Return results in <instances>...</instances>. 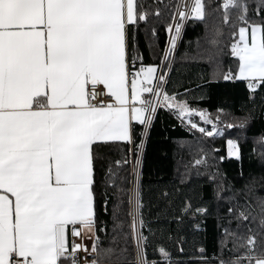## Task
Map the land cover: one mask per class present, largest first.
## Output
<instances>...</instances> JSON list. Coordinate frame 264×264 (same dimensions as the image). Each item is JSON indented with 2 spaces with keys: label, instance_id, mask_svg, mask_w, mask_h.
<instances>
[{
  "label": "snow or ice",
  "instance_id": "6c2138e0",
  "mask_svg": "<svg viewBox=\"0 0 264 264\" xmlns=\"http://www.w3.org/2000/svg\"><path fill=\"white\" fill-rule=\"evenodd\" d=\"M211 8L210 0H192L190 6L177 0L160 63L145 64L137 31L161 11L146 7L145 0H0V264H108L114 252L104 245L109 223L111 243L119 237L134 245L135 264H183L162 244L153 248L160 259L148 258L156 231L144 218L140 166L160 109L189 131L223 134L219 125L227 109L218 108L213 119L208 110L189 103L191 90H169L173 53L187 20L205 22L209 47L200 58L214 65L210 82L239 79L249 101L257 91L264 100V0H219L214 11L229 28L227 39L220 25L208 28ZM225 49L236 58L235 69H225ZM101 93L109 99L98 100ZM115 142L129 145V155L110 159ZM227 143L229 157L238 159V142ZM197 151L201 155L193 165H206L208 153L202 147ZM129 164L134 183L126 190L117 179ZM217 175L209 176L214 196L227 202V225L233 219L237 224L235 229L220 226L219 255L209 257L201 246L197 259L200 264H264V197H258L256 212L233 203L235 195L221 196ZM110 188L128 192L127 210L119 195L109 209ZM207 214L206 206L193 207L185 199L175 220ZM225 251L240 254L224 259Z\"/></svg>",
  "mask_w": 264,
  "mask_h": 264
},
{
  "label": "trees",
  "instance_id": "16d2710c",
  "mask_svg": "<svg viewBox=\"0 0 264 264\" xmlns=\"http://www.w3.org/2000/svg\"><path fill=\"white\" fill-rule=\"evenodd\" d=\"M210 2L212 8L209 10L207 26L211 29L213 25H220L227 39L229 28L222 24L220 14L214 11L219 0ZM176 3L177 0H163L162 3L145 0L146 7L151 5L153 9L159 7L161 10L158 17L150 16L148 23H142L137 31L138 47L143 53L145 64L160 63L169 37L167 25L172 22V12ZM153 28L155 35L152 32ZM208 47L205 22L191 18L187 20L173 54L169 90L181 94L185 89L191 90L189 103L194 107L208 110L213 119L218 108L227 109L228 114L221 115L219 125L223 128V134L214 133L209 137L198 130L189 131L188 126L182 125L175 115L164 109L158 110L149 130L140 166L144 218L156 231V236L150 237L152 244L148 247L149 259H160L159 253H153V248L157 244L166 247L173 257H179L183 264H200L197 257L201 246L206 249L207 256L211 257L213 253L219 255L218 240L222 236L220 226L235 229L237 221L233 219L231 225H227L229 219L226 216L227 202L223 199L217 200L214 196V185L209 176L217 171L219 173L217 183L222 182L224 188L222 197L235 195L233 203L251 206L253 212L258 211V197H264V142H261V138H264V100H261V93L257 91L255 101H249L248 90L242 80L210 82L214 65L207 59L200 58L205 55L204 50ZM222 59L225 69L228 66L235 69L237 60L228 54L227 49ZM249 114L251 118L246 119ZM242 122L245 126L239 127ZM226 123L233 126L226 127ZM199 124L203 123L200 121ZM207 128L211 130L210 125ZM228 139H235L238 142L240 151L238 159L227 156ZM128 147L125 142H115L109 153L110 159L128 156ZM200 147L208 153L207 164L194 166L192 161L201 155L197 151ZM220 157L225 159L220 160ZM134 158L132 156L133 160ZM131 172V164L119 171L117 183L121 188L126 190L132 188L134 180ZM119 177H127V180L121 182ZM117 195L125 202L123 207L127 210L128 192L117 193L112 188L108 190L109 209ZM185 199H190L193 207L206 206L208 214L195 217L184 215L182 222L178 224L175 217L180 215ZM122 218L125 220L127 231L129 218L126 216ZM196 224L200 225L199 229L195 227ZM251 227L255 229L256 223L253 222ZM240 232L246 234L243 226ZM112 236V226L109 223L108 235L103 238L104 245L114 248V252L108 264H135L134 245L130 241L125 244L119 237L115 243H111ZM181 246L183 253L178 251ZM228 247H232L231 243ZM125 248L127 251H122ZM239 254L225 251L222 258L229 259ZM209 264L215 262L210 261Z\"/></svg>",
  "mask_w": 264,
  "mask_h": 264
},
{
  "label": "built area",
  "instance_id": "2783aa9c",
  "mask_svg": "<svg viewBox=\"0 0 264 264\" xmlns=\"http://www.w3.org/2000/svg\"><path fill=\"white\" fill-rule=\"evenodd\" d=\"M182 2L185 3V4H187V5H189V6L192 4V0H182ZM175 50H176V49H175ZM174 52H175V51H174ZM173 54H174V53H173ZM97 99H98V100H99V99L108 100L109 97H107V96L103 95V93H101V95L98 96ZM133 180H134V178H133ZM133 183H134V181H133ZM132 186H133V184H132ZM88 259H93V257H92V256H88Z\"/></svg>",
  "mask_w": 264,
  "mask_h": 264
},
{
  "label": "rangeland",
  "instance_id": "374dc122",
  "mask_svg": "<svg viewBox=\"0 0 264 264\" xmlns=\"http://www.w3.org/2000/svg\"><path fill=\"white\" fill-rule=\"evenodd\" d=\"M186 23V22H185ZM183 31V30H182ZM179 42V41H178ZM178 44V43H177ZM195 117V118H194ZM193 120H195L197 123H199L200 122V119H199V117L198 116H195V115H193L192 117H191ZM202 122V121H201ZM208 125H210V124H208ZM208 125H205V124H201V126H205V127H207ZM210 127H211V130H212V126L210 125ZM229 140V139H228ZM227 140V141H228ZM232 140H235V139H232ZM236 141V140H235ZM228 149H229V145H228V143H227V156L229 157V155H228Z\"/></svg>",
  "mask_w": 264,
  "mask_h": 264
}]
</instances>
